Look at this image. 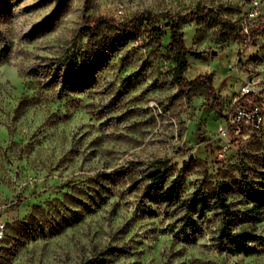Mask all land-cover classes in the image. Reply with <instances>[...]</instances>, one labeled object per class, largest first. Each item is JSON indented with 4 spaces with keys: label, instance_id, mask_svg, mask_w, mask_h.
Masks as SVG:
<instances>
[{
    "label": "rangeland",
    "instance_id": "rangeland-1",
    "mask_svg": "<svg viewBox=\"0 0 264 264\" xmlns=\"http://www.w3.org/2000/svg\"><path fill=\"white\" fill-rule=\"evenodd\" d=\"M250 1L0 0V264H264V208L246 219L241 189L264 173V124L218 133L242 83L264 104V10L249 41L235 23ZM205 9L218 17L180 31L194 54L184 77L208 78L212 100L204 84L178 88L166 20L113 45L111 33L83 28L87 15L123 22ZM66 57L96 59L93 82L62 85ZM158 160L164 194L146 187ZM220 184L234 230L256 236L248 254L219 240L212 202L184 209Z\"/></svg>",
    "mask_w": 264,
    "mask_h": 264
},
{
    "label": "trees",
    "instance_id": "trees-1",
    "mask_svg": "<svg viewBox=\"0 0 264 264\" xmlns=\"http://www.w3.org/2000/svg\"><path fill=\"white\" fill-rule=\"evenodd\" d=\"M54 3L57 6L60 0H54ZM200 17L216 19L218 14L208 9L200 13L190 12L184 15H152L142 12L134 15L130 20L123 22H118L104 15H87L83 19V28L87 36L91 37H103L104 31L111 33L106 37L109 40L108 44L113 45L119 41H127L135 37L138 28L144 23L148 26H154L159 24L161 20H166L170 34L168 45L173 51L174 57L173 77L178 88L181 91L187 92L197 85L204 84L207 89L208 98L212 100L214 93L208 78L198 77L194 81H188L184 77V72L188 66L187 58L188 56H194V54H192L191 49L185 46L180 26L197 20ZM48 23V21L45 22L44 26L46 27ZM233 24L231 23V25ZM156 30L159 31L158 29ZM96 63V59L89 60L86 63L78 62L76 57H66L59 65V69H61V84L67 85L70 88L83 89L93 82V70H95ZM256 101L260 102L259 99ZM165 165L164 161L158 160L156 161V166L147 173L148 184L146 187L150 192L154 191L164 194L161 189L166 174L164 170ZM241 189L249 204V206L244 208L242 214L245 215L246 219L257 218V215L264 208V173L258 179L245 180ZM168 196V199L172 197L171 192L168 193ZM227 197V188L224 184H220L211 190L206 197L193 193L187 202H183V205L188 214L187 216H189L205 210L208 208L207 204L212 202L220 215L219 240L226 245V250L229 253L242 252L243 254H248L247 244L256 239V236L246 230V228L234 230L233 224L237 213L236 210L231 208ZM189 229H194V225H189Z\"/></svg>",
    "mask_w": 264,
    "mask_h": 264
},
{
    "label": "built area",
    "instance_id": "built-area-1",
    "mask_svg": "<svg viewBox=\"0 0 264 264\" xmlns=\"http://www.w3.org/2000/svg\"><path fill=\"white\" fill-rule=\"evenodd\" d=\"M262 10H264V0H251L242 18L235 21L245 41H249L253 35V28L258 22ZM236 71L240 76L239 71L237 69ZM259 93L250 80L237 88V92L231 97L230 112L224 124L218 126V133L221 136L226 137L233 134L235 137H240V135L243 136L245 130L258 129L264 124V104ZM257 99L260 102H257ZM2 228L3 225H0V238H2Z\"/></svg>",
    "mask_w": 264,
    "mask_h": 264
}]
</instances>
